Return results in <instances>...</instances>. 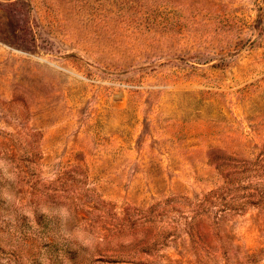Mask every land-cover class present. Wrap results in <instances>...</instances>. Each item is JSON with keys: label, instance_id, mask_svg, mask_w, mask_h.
Wrapping results in <instances>:
<instances>
[{"label": "rangeland", "instance_id": "obj_1", "mask_svg": "<svg viewBox=\"0 0 264 264\" xmlns=\"http://www.w3.org/2000/svg\"><path fill=\"white\" fill-rule=\"evenodd\" d=\"M0 264H264V0H0Z\"/></svg>", "mask_w": 264, "mask_h": 264}, {"label": "clouds", "instance_id": "obj_2", "mask_svg": "<svg viewBox=\"0 0 264 264\" xmlns=\"http://www.w3.org/2000/svg\"><path fill=\"white\" fill-rule=\"evenodd\" d=\"M81 239H82L83 243H85V244H88V243H90V241H88V240L84 239L83 237H81Z\"/></svg>", "mask_w": 264, "mask_h": 264}]
</instances>
